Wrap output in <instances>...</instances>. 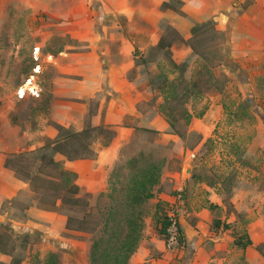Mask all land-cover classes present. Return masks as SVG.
Wrapping results in <instances>:
<instances>
[{
	"label": "rangeland",
	"instance_id": "374dc122",
	"mask_svg": "<svg viewBox=\"0 0 264 264\" xmlns=\"http://www.w3.org/2000/svg\"><path fill=\"white\" fill-rule=\"evenodd\" d=\"M249 1L256 2L254 12L244 14L237 25H217L213 17L210 20L215 22H209L198 33H194L193 27L199 22L181 25L182 31L172 25L185 40H176L170 47L171 54H167L166 49H153L155 44L151 41L158 42L171 25L169 20L136 14L137 5L151 0H113L118 8L121 3L129 14L119 13L117 7L116 12L104 13L99 0L86 1V10L80 0H0V128L8 136L17 128L20 134L30 133L32 139L33 133L44 129L40 127L44 123L59 132L60 124L51 118L55 102L59 108L69 101L87 105L86 125L92 124L91 117L97 112L100 99L108 96L106 91L79 100L63 90L74 89L84 75H93L95 61L88 56L93 48L101 59L100 72L104 77L108 66L117 72L122 64L128 63L129 80L146 95L138 105V112L127 113L124 119V127L130 130L107 125V133L94 136L98 155L82 158L97 159L105 142L122 140L118 157L108 167L106 189L94 196L85 193L90 197L89 210L94 216L105 214L112 204H121L122 193L109 195L113 187L121 186L111 184L110 175L141 152L149 159L164 161L165 182L161 190L173 191L176 180L187 181L186 189L173 194L171 200H162L156 191L146 203L144 237L133 255L137 260L165 252L166 237L160 232L163 215L182 193L185 203L182 215L189 229L184 256L175 264H187L193 257L197 264H264L262 230L257 229V244L252 243L249 250L235 245L231 238L228 249H223L217 240L218 230L211 224L212 215L203 211L208 208L216 216L212 219L219 218L222 222L234 212L237 221L229 222L226 234L239 235L247 241L249 215L237 212L233 203L236 188L246 186L247 194L249 189L256 190L249 198L256 205V213L260 210L264 216V6L262 0H240L233 9ZM172 2L176 7L181 5L177 0ZM217 16L228 18L224 13ZM80 67L83 75L74 73ZM166 93L168 99L164 97ZM164 102L165 106L161 105ZM155 110L169 125L174 122L175 127L169 126V132L144 129L148 125L142 121L143 115H137ZM69 117L74 118L71 114ZM8 139L13 142L14 135ZM42 148L20 162L23 169L19 168L17 176L28 180L27 173L37 170L38 164H32L31 159L41 155ZM189 167L191 172L187 175ZM129 169L130 166H125L122 171L127 173ZM47 177L38 179L36 188L31 185L35 192L32 196L20 201L4 200L0 248L13 255L17 252L11 262L36 264L54 251L61 264H92L89 247L94 233L77 236L63 231L54 238L42 230L10 221L9 218L21 219L18 210L28 201H37L57 215L83 217L80 207L52 203V183ZM213 194L223 196L224 206L211 202ZM196 211L204 213L197 216ZM77 224L74 222L73 226Z\"/></svg>",
	"mask_w": 264,
	"mask_h": 264
},
{
	"label": "crops",
	"instance_id": "0c3cea01",
	"mask_svg": "<svg viewBox=\"0 0 264 264\" xmlns=\"http://www.w3.org/2000/svg\"><path fill=\"white\" fill-rule=\"evenodd\" d=\"M83 3V8L88 9L86 1L80 0ZM96 1V0H95ZM168 2L172 7L163 8V3ZM181 5L176 7L172 0H151V3H143L136 6V14L145 16H154V17H163L167 18L171 25L177 26L181 31V25H194L195 23H202L209 21L212 17L216 20L217 25H237L243 19L244 14H250L254 12V7L256 2L249 3L248 9L244 12L237 13V10H234V6L240 0H177ZM195 2V3H194ZM99 4L102 7L104 13L114 12L118 6L113 2V0H99ZM264 6V0L261 3ZM4 4L2 3V6ZM247 8V7H246ZM119 13L129 14L128 11H124L122 4L120 3L119 8L117 9ZM86 12V11H85ZM116 12V11H115ZM227 14L228 18L217 16L219 14ZM235 13L234 18H231V15ZM264 14V11L262 12ZM187 15V16H186ZM184 34V33H183ZM156 40L151 41V44H156ZM107 52V51H106ZM89 58H93L95 61V71L91 76H85L77 81L76 88L74 89H65L64 92L70 93V96H77L80 99L91 98L100 91H106L108 97L104 95L100 101L97 112L91 117L92 125L105 124L118 129H131L124 127V119L127 113H136L138 112V105L143 99L146 98V95L138 88V86L133 83L128 78V69L130 65L124 63L118 69V73L113 71L109 66L104 73L101 74V65L100 57L96 53V49L93 48V52L88 55ZM109 55L106 53L105 59L108 63ZM83 75V70L81 67L77 69L74 73ZM105 81L107 83H105ZM55 108L51 118L59 123L60 125L71 127L74 131H80L86 126L85 119L88 116L87 105L81 103L80 101H69L63 102L60 104L55 102ZM73 115L74 118L69 117ZM143 115V122L147 123L148 127L156 129L158 132H166L168 130L169 124L164 119V117L155 110L151 114H138L137 116ZM41 128L36 133H33L32 139L30 133H21L19 129H15L14 133L11 136H8L9 133L0 128V216L3 212V202L6 199L9 200H24V197L27 195L32 196L33 190L29 180L17 176L14 169L7 167L5 165L6 159L9 155L32 152L38 148L45 146L46 140L54 139L58 134V129L48 123L40 125ZM146 127V126H145ZM14 135V141H9L8 138H12ZM111 142L107 146H102L99 150V157L97 159H76L68 160L61 153H58L56 156L58 159L64 160L65 167L73 170L77 173V182L81 187V193H90L93 196L98 195L102 190L104 191L108 185V167L114 160L118 157L117 149L122 143L121 138H118L115 143ZM190 168V167H189ZM164 174V172H163ZM189 175V174H187ZM187 180V179H185ZM165 182L164 176L162 175L161 184L158 186L157 192L162 200H171L173 194H177L179 190L186 189V182L176 180L174 183L173 191L161 190ZM245 187L237 189L236 197L233 199L234 208L237 212H247L249 222L246 226L247 234L250 236L253 244L255 243L256 231L260 229L264 232V216L258 210L256 213V205L254 201L250 200L249 196L251 193L256 190L249 189L248 194L245 192ZM161 190V191H160ZM172 190V189H171ZM241 190V191H240ZM240 192V193H239ZM248 195V196H247ZM211 202L218 206H224L223 196L213 194L210 196ZM12 210H16V207H13ZM208 211L212 215V218L216 217L215 214L208 208H204L203 211ZM196 211L197 216L203 215L204 212ZM9 210L6 211L8 214ZM14 211H12L13 213ZM18 212L20 213V220L9 218L10 221L24 225L30 229L42 230L51 237H60L63 231L70 234H75L77 236L86 235L85 232L67 229V215L59 214L57 215L55 211L48 210L47 207L41 205L39 202L28 201L25 206L19 208ZM211 218V224L214 219ZM219 219V218H218ZM201 224H204L202 220H199ZM235 222L237 221V216L232 212L231 217L228 219H223V222ZM199 223V224H200ZM181 225L184 229L185 236L188 232V223L185 219V216H181ZM58 227V229H56ZM218 235L220 239L219 244L221 248L228 249V242L230 238L232 242L235 241L236 236H230L226 234V230L223 227L217 228ZM27 234H33V232H27ZM239 236V235H238ZM188 239V238H187ZM186 239V240H187ZM201 239V238H200ZM155 240L156 243V239ZM229 240V241H228ZM264 243V240L261 241ZM80 242L78 241V244ZM202 243V241L200 242ZM218 244V245H219ZM166 245V243H165ZM252 246V244H251ZM247 246V250L251 248ZM197 248V247H196ZM90 249V247H89ZM165 252L163 254H158L149 258L150 255L145 256L144 258L137 260L135 256L132 257L130 264H144L145 262H151L150 264H175L178 262L179 258H183L185 249L182 250H172L167 247H164ZM90 252V251H89ZM17 252L9 253L4 249L0 248V263L10 264L13 256H16ZM150 254V252H148ZM43 258V257H41ZM23 264V262H22ZM187 264H197V259L194 257L192 260H189ZM201 264V263H199ZM254 264V263H253Z\"/></svg>",
	"mask_w": 264,
	"mask_h": 264
},
{
	"label": "trees",
	"instance_id": "16d2710c",
	"mask_svg": "<svg viewBox=\"0 0 264 264\" xmlns=\"http://www.w3.org/2000/svg\"><path fill=\"white\" fill-rule=\"evenodd\" d=\"M249 3L251 2L249 1L239 8L237 13L246 9ZM162 5L163 8L173 6L166 1ZM234 16L235 13L231 15V18H234ZM209 22L215 21L209 20L195 25L193 27L194 33H198ZM176 40L185 39L174 26L168 25L153 49L158 51L166 49V53L171 54L170 47ZM189 40L192 41V39ZM192 46L194 48V45ZM194 54L193 52L190 56ZM146 61L148 60L145 59ZM175 64L179 66V64ZM164 97L166 99L169 98L167 93ZM161 105L165 106V102ZM169 126L175 127V123L173 122ZM107 127L105 124L96 126L89 124L80 131H74L66 126L59 125L57 137L43 146L42 149L44 150L41 155L31 159V163L38 164V168L33 174L28 172L26 178L36 188L38 179L42 178L43 175H47L49 182L52 183V193H50V197L54 198L52 203L60 202L61 205L69 208L80 207V210L84 212L82 218H77L73 215L67 216L66 227L67 229L95 234L90 247L92 264H130L144 237L145 205L155 196L156 189L161 184L164 161L149 159V156L144 152H141L138 156L131 157L121 169L110 175V183H121V186L119 187L120 189L113 187L109 195L113 197L116 192L122 193L121 204H112L105 214L94 216L89 210L90 197L85 193H81V187L77 182V173L66 168L64 161L56 157L58 153L63 154L68 160L96 157L98 151L94 146L95 139H97L96 137L94 138L95 133H107ZM144 129H153L158 132L154 128L144 127ZM168 130L167 132H169ZM107 145H109L108 142H105L102 146ZM49 148L50 151H48ZM31 153L33 152L9 155L5 165L14 169L17 174L19 173V168H22L20 162ZM125 166H130L127 173L122 171ZM47 169L55 173L48 172ZM74 222L78 224L73 226ZM167 224V214L164 213L160 232L165 237ZM213 226L215 228L223 227L224 229L230 227L229 223L222 222L221 219H214ZM181 238L182 245L179 250L186 249L187 246L182 225ZM234 243L239 247L246 248L253 242L250 238L244 241L243 237L238 236L235 238ZM10 264H22V262L14 260ZM36 264H61V260L58 253L51 251L45 260L41 259Z\"/></svg>",
	"mask_w": 264,
	"mask_h": 264
},
{
	"label": "built area",
	"instance_id": "2783aa9c",
	"mask_svg": "<svg viewBox=\"0 0 264 264\" xmlns=\"http://www.w3.org/2000/svg\"><path fill=\"white\" fill-rule=\"evenodd\" d=\"M184 196L179 193L175 200L167 208L166 245L169 249L179 250L182 245L181 216L184 211Z\"/></svg>",
	"mask_w": 264,
	"mask_h": 264
},
{
	"label": "water",
	"instance_id": "95a60500",
	"mask_svg": "<svg viewBox=\"0 0 264 264\" xmlns=\"http://www.w3.org/2000/svg\"><path fill=\"white\" fill-rule=\"evenodd\" d=\"M191 172V168L186 169V174H189Z\"/></svg>",
	"mask_w": 264,
	"mask_h": 264
}]
</instances>
